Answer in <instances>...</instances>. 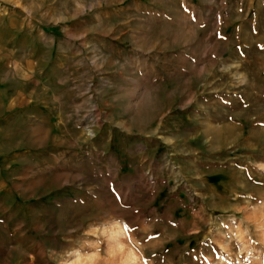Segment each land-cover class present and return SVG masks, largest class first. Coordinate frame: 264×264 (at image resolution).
I'll return each mask as SVG.
<instances>
[{"label":"rangeland","instance_id":"obj_1","mask_svg":"<svg viewBox=\"0 0 264 264\" xmlns=\"http://www.w3.org/2000/svg\"><path fill=\"white\" fill-rule=\"evenodd\" d=\"M0 264H264V0H0Z\"/></svg>","mask_w":264,"mask_h":264},{"label":"crops","instance_id":"obj_2","mask_svg":"<svg viewBox=\"0 0 264 264\" xmlns=\"http://www.w3.org/2000/svg\"><path fill=\"white\" fill-rule=\"evenodd\" d=\"M9 109L10 110H13V113L15 114V116L13 117L14 118V120H15V118H17V116L18 115H20V113L22 112H24L22 109H19V107H18V109H16L17 108V106L18 105H16L15 103H14V101L13 102H11L9 105ZM19 106L20 107H22V106H24V101H20L19 102ZM36 106H37V104H36ZM38 106H40V107H38V111H43V109H44V104H40V105H38ZM23 116L25 115V112H24V114H22ZM25 118V117H24Z\"/></svg>","mask_w":264,"mask_h":264}]
</instances>
